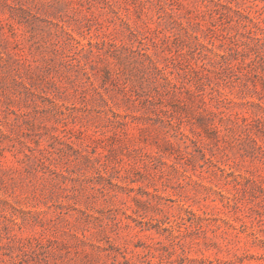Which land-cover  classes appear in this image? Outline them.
Returning a JSON list of instances; mask_svg holds the SVG:
<instances>
[{
  "label": "rangeland",
  "instance_id": "1",
  "mask_svg": "<svg viewBox=\"0 0 264 264\" xmlns=\"http://www.w3.org/2000/svg\"><path fill=\"white\" fill-rule=\"evenodd\" d=\"M0 264H264V0H0Z\"/></svg>",
  "mask_w": 264,
  "mask_h": 264
}]
</instances>
